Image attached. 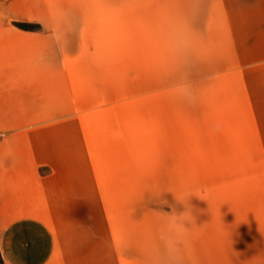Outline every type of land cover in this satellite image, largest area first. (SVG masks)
Segmentation results:
<instances>
[{
    "label": "rangeland",
    "instance_id": "1",
    "mask_svg": "<svg viewBox=\"0 0 264 264\" xmlns=\"http://www.w3.org/2000/svg\"><path fill=\"white\" fill-rule=\"evenodd\" d=\"M0 65L52 220L164 264L160 211L193 193L198 264H264V0H0Z\"/></svg>",
    "mask_w": 264,
    "mask_h": 264
},
{
    "label": "crops",
    "instance_id": "2",
    "mask_svg": "<svg viewBox=\"0 0 264 264\" xmlns=\"http://www.w3.org/2000/svg\"><path fill=\"white\" fill-rule=\"evenodd\" d=\"M13 81L0 65V264H115L98 245L85 244L83 223L52 220L54 208L45 198L52 202L62 176L41 173L33 143L19 137L28 127L14 121Z\"/></svg>",
    "mask_w": 264,
    "mask_h": 264
},
{
    "label": "clouds",
    "instance_id": "3",
    "mask_svg": "<svg viewBox=\"0 0 264 264\" xmlns=\"http://www.w3.org/2000/svg\"><path fill=\"white\" fill-rule=\"evenodd\" d=\"M162 193L164 192L156 194L153 199L154 202L165 205L167 202L161 198ZM190 195L193 193L175 194L176 200L185 206L184 212L177 214L175 210L160 211L159 240L164 264H198L196 257L190 251L192 231L196 225L192 207L188 203Z\"/></svg>",
    "mask_w": 264,
    "mask_h": 264
}]
</instances>
